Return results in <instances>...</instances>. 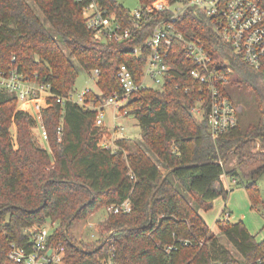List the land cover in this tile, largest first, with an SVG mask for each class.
<instances>
[{"label":"trees","instance_id":"trees-1","mask_svg":"<svg viewBox=\"0 0 264 264\" xmlns=\"http://www.w3.org/2000/svg\"><path fill=\"white\" fill-rule=\"evenodd\" d=\"M98 1L123 26L133 25L118 0ZM139 1L145 5L153 0ZM33 2L44 20L28 0H0V69L17 67L49 84L54 95L75 91L80 67L88 74L99 70L97 85L106 97L122 93L117 78L122 64L141 81L145 58L132 48L148 39L155 21L125 41H98L83 15L87 0ZM178 27L203 42L226 76L221 88L227 96L228 84L244 86L258 95L262 109L259 71L218 37L209 20L189 14ZM174 63L163 88H141L121 107L137 118L142 130V142L132 152L126 137L116 139L115 151L99 145L105 131L96 126L97 110L74 103L63 107L54 97L42 112L49 136L45 142L35 132L33 115L19 109L14 95L0 94V264H18L9 257L12 244L29 247L25 229L47 223L57 224L51 242L65 245L64 264H103L111 249L116 264H258L264 240L257 241L244 221H217L238 259L200 210H210L218 197L229 195L224 174L249 190L253 207L264 209L258 189L264 175V110L258 123L244 128L239 122L214 140L207 118L191 112L207 85L191 76L195 64L184 53ZM87 98L96 107L103 103L94 92ZM231 158L235 165L226 168ZM127 200L130 212L108 213L97 225L101 239L83 243L72 235L74 221ZM169 246L173 248L166 252Z\"/></svg>","mask_w":264,"mask_h":264},{"label":"built area","instance_id":"built-area-1","mask_svg":"<svg viewBox=\"0 0 264 264\" xmlns=\"http://www.w3.org/2000/svg\"><path fill=\"white\" fill-rule=\"evenodd\" d=\"M189 14L209 20L218 37L249 66L259 71L264 86V0H153L130 12L132 26H123L116 15L109 13L98 0H87L83 15L88 28L94 32V38L98 41H125L132 38L139 29L155 21L148 39L132 48L135 55L145 58L141 81L138 83L135 80L126 64L120 65L117 78L122 86V93L114 92L106 97L103 105L96 107L94 102L87 98L89 93L94 92L89 87L77 95L74 91L68 95H54L49 84L31 79L17 67H10L0 69V94L8 93L17 98L19 109L33 115L42 140L47 142L49 136L43 123L42 112L51 105L49 102L51 97L56 98L63 107L67 103H74L84 109L97 110L96 126L101 127L104 126L102 117L106 106L115 105L123 114L128 115L129 112L122 110L121 107L126 104L129 96L141 88H163L173 69L174 61L179 54L184 53L195 64L190 70L191 76L207 85V89L196 101L191 112L197 118H207L209 133L215 140L238 126L239 108L223 92L221 84L227 81L226 76L215 64L216 61L203 42L186 36L178 27ZM15 60L13 57L12 61ZM218 62L225 66L229 64L226 59ZM89 74L97 83L99 70ZM148 82L152 85H148ZM120 114H116V117ZM114 133L117 136L119 129L116 128ZM58 136L61 140L63 123L58 129ZM117 138L120 137L112 140L102 138L99 145L115 151L119 149ZM131 209L129 200L106 208L108 213L130 212ZM229 215L228 212L225 213L226 218ZM56 227V223L27 227L25 233L30 238V246L12 244L10 259L18 264H64L65 245L62 242H51ZM189 243L185 241V244ZM172 248L169 246L165 251L170 252ZM114 257V249H111L103 259V264H116ZM258 264H264V257L258 260Z\"/></svg>","mask_w":264,"mask_h":264},{"label":"rangeland","instance_id":"rangeland-1","mask_svg":"<svg viewBox=\"0 0 264 264\" xmlns=\"http://www.w3.org/2000/svg\"><path fill=\"white\" fill-rule=\"evenodd\" d=\"M118 1L124 7H126L129 12L134 11L141 5L139 0ZM28 2L34 6L39 16L42 18V20H44L43 13L34 4L33 0H28ZM46 24L49 25V23ZM62 47L64 51L69 54V50L67 49V47L64 45H62ZM73 61L77 65L75 59H73ZM79 70L80 75L75 83V94L77 95L86 87H89L93 89L94 93H96L100 97L103 105L106 96H103L97 83L90 77V74H88L81 67L79 68ZM147 84L152 85L151 82H148ZM258 87L260 96L263 100L262 109L264 110V86L261 82V79L258 83ZM226 88L232 102L239 108L238 118L242 127L246 128L251 124L258 123L262 117L261 103L260 101H258V95H256L254 91L247 89L244 86H232L228 84ZM116 114H120V116L116 117ZM102 119L104 121V126L101 129L105 131V134L102 135L101 139L106 138L108 140H112L117 136L130 138L132 139L130 143L131 152L135 150L136 145L141 144L142 130L138 124L137 118L133 114L125 115L123 114V111L117 109L115 105H110L106 106L103 110ZM116 128L119 129V133L117 134V136L114 135V131L116 130ZM35 132H39L38 128H35ZM42 143L43 145L46 144L45 142ZM151 157L157 164L159 163L158 159L155 156L151 155ZM235 162L236 159L231 158V160L226 165V168H232L235 165ZM161 168L164 173H168V171L162 165ZM222 180L225 187L230 190L229 195L226 198L223 196L218 197L213 203V208L208 211L200 210V212L211 230L219 235L221 243L227 249H229L236 258L241 259L240 255L233 247V245L222 234H220L217 221L218 219L229 220L230 222H237L242 220L244 221L250 232L256 236L257 241L260 242L264 240V209L261 206L253 207L249 190L243 186L236 185V182H234L233 178L224 174L222 176ZM258 189L264 203V175H262L259 179ZM224 209L225 213L228 212L230 214L228 218H226L225 213H223ZM107 217L108 211L106 210V208H102L93 215L89 216L86 220L80 219L74 221L72 227L70 228V231L78 242H94L101 239L102 236L97 228V225L100 222L105 221Z\"/></svg>","mask_w":264,"mask_h":264},{"label":"crops","instance_id":"crops-1","mask_svg":"<svg viewBox=\"0 0 264 264\" xmlns=\"http://www.w3.org/2000/svg\"><path fill=\"white\" fill-rule=\"evenodd\" d=\"M126 138H127V137H126ZM128 139H130V138H128ZM130 140H132V139H130ZM234 182H235V181H234ZM224 210H225V209H224ZM224 210H223V213H225ZM223 213H222V214H223ZM237 222H238V221H237ZM232 223H235V222H232Z\"/></svg>","mask_w":264,"mask_h":264},{"label":"water","instance_id":"water-1","mask_svg":"<svg viewBox=\"0 0 264 264\" xmlns=\"http://www.w3.org/2000/svg\"><path fill=\"white\" fill-rule=\"evenodd\" d=\"M260 148H261V147H260ZM167 174H168V173H167ZM167 174H166V175H167ZM165 177H166V176H165ZM165 177H164V179H165Z\"/></svg>","mask_w":264,"mask_h":264}]
</instances>
